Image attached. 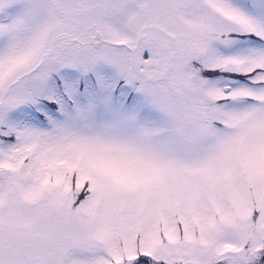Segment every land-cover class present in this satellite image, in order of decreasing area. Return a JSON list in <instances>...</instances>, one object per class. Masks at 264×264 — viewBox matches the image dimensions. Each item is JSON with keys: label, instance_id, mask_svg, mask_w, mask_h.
Segmentation results:
<instances>
[{"label": "snow or ice", "instance_id": "1", "mask_svg": "<svg viewBox=\"0 0 264 264\" xmlns=\"http://www.w3.org/2000/svg\"><path fill=\"white\" fill-rule=\"evenodd\" d=\"M0 264H264V0H0Z\"/></svg>", "mask_w": 264, "mask_h": 264}]
</instances>
